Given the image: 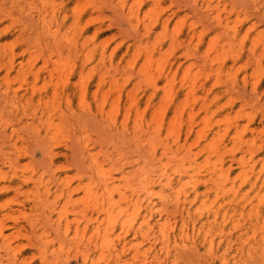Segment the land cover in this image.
I'll use <instances>...</instances> for the list:
<instances>
[{"label":"rangeland","instance_id":"rangeland-1","mask_svg":"<svg viewBox=\"0 0 264 264\" xmlns=\"http://www.w3.org/2000/svg\"><path fill=\"white\" fill-rule=\"evenodd\" d=\"M19 1L14 6L9 0H0V76L5 78L11 72L9 75H12V80L8 88L10 96H14L10 98L8 108H4V114L5 119L13 122L12 130H18L10 143L15 166L0 168V176L8 173L13 181L12 189L0 195V223L9 226L7 232L12 235L14 246H31L32 242L36 247L23 249L17 260L3 254L0 264H83V253L71 244H65L63 249L61 235L51 226L54 224L51 218L55 205L60 207L70 200L68 197L58 203L54 175L71 180L74 186L78 185L79 159L72 151L76 149L80 152V146L86 140H89L95 152H100L102 158H108L107 164L118 178L122 177L124 169L128 172L139 166H146L145 163L152 153L150 151L154 147H157L160 158L164 143L173 145L169 129L175 123L171 121L175 119L178 110L184 111L181 133L183 142L187 140L188 126L191 122L195 124L187 148L192 145L194 152L203 150L199 162L205 163L211 148L217 152V156L213 154L207 168L202 169L198 183L200 190L204 192L207 186L213 187L215 183L223 181L215 174L212 179L215 165L220 162L225 165V169L230 168L227 188L237 186L245 191L250 189L251 179L255 177L249 173L251 165L256 163V172L264 167V18L259 15V8L254 6L255 0H202V15L195 10L193 0H144L139 16L142 21L141 28L144 29L145 25L152 26V42L163 41L164 52L172 48L176 35L187 36L194 30L197 34H202L200 57L188 61L183 55V47L175 48L177 65L184 64L174 78L171 75L170 83L168 78L158 77L159 89L154 103L150 106L147 100L153 87L145 75L140 73L145 58L140 57L138 64L133 66L130 63L132 55H127L126 52L134 34L129 22L121 15V9L116 5L120 0H48V5L54 3L60 13L68 11L67 25L62 27L63 34L74 23L77 15L83 13L78 33L85 28L87 36L92 37L101 28L97 41L99 48L107 43L110 48L120 43L123 45V51L121 50L122 53L120 52L114 63L109 59L104 63L100 62L97 53L87 64L84 74H81L86 55L68 53L66 39L61 40L64 54L60 64V76L56 80L58 85L43 75L38 79L35 77L38 71L44 72L42 57H39L34 69L28 66L25 75L18 74L17 70L11 71L12 56H17L14 60L18 64L23 59L21 52L27 45V41H18L20 28L30 25L29 33L32 37L29 43L33 45L34 51L46 49V42H43L42 47L37 43L39 39H36L42 32L41 25L34 21L29 5ZM133 3L134 0H128L127 8ZM9 10L13 12L16 20L12 21L11 16H5ZM165 19H170L167 28L164 27ZM36 44L39 48H36ZM154 64L151 70L157 75V63ZM191 65L193 66L187 74ZM71 66L74 67V72L69 70ZM52 68L50 64L49 70ZM69 73L72 74L71 85H64L61 77ZM82 76L88 77L89 85H79ZM3 77H0L2 81ZM101 78L104 82L98 85ZM192 80L202 85L196 92L200 97L198 102L194 101V95L189 94V83ZM255 85H258L257 90L254 89ZM1 88L4 91L6 87L2 85ZM167 93L174 95L176 100L175 104H168L169 107L165 108V125L158 136L154 129L160 116L162 99ZM133 98L139 104L133 103ZM53 104H58L60 108L57 109L56 106L54 113L51 111ZM102 104H105V117L98 108ZM89 107L93 109L94 115L90 114ZM61 108L62 111L58 112ZM23 110H26L27 116V113L32 115L29 114L26 119L25 113L22 114ZM141 111L145 112V121L151 125L142 131L136 128V119ZM127 113L130 114L125 121ZM113 115L118 116V126L115 127L109 124V117ZM21 116H24L22 120ZM29 117L35 123L28 122ZM49 123L53 124L52 128L61 129L56 142L46 136V125ZM12 143H17L16 147ZM51 150H54V162L48 166L51 162ZM168 157L164 158L165 162ZM241 159L245 160L244 164L240 163ZM140 161L142 162L139 163ZM171 164L173 171L179 165L177 161H172ZM25 177H32L34 180L26 182ZM2 187L3 184L0 183V189ZM85 195V191L75 193L74 203H67L65 213L72 221L71 239H67L68 241L74 238L77 226L81 230L78 236L80 239L85 226H88L89 236L94 232L96 223L90 219L93 216L96 218L98 213L81 211ZM216 197V191L212 190L211 200ZM114 200L116 211L122 212L117 216L113 243L119 245L118 249L128 243V250L121 253V250L112 252L109 247H104V252L95 249L87 264H173L171 260L176 264L212 262L208 247L202 242L203 238L194 235L193 230L189 231L188 238L181 239L179 233L182 223L180 215L175 213L173 202L164 205L157 199L158 207L163 210L151 213L145 209L148 202L141 211H137L136 200L125 199L120 192L114 193ZM210 203L202 206V218L208 215ZM200 205H195L194 210L200 208ZM222 220L220 217L219 223ZM168 221L175 225L173 240L178 239L179 243L185 240L186 244L191 245L195 236L198 240L197 253L187 251L190 245L185 250L173 247L171 260L166 258L164 249H161L165 240L162 227ZM219 226L221 225H216L211 230L216 239L217 248L212 256L216 264H220V256L224 252V243L220 245V249L218 246L222 239ZM232 226L231 220L226 223L227 234ZM120 234L122 235L118 237ZM45 242L50 248L42 251L39 244ZM234 254L232 251L228 252L229 264L252 263L248 257H239L240 260H236Z\"/></svg>","mask_w":264,"mask_h":264},{"label":"bare ground","instance_id":"bare-ground-1","mask_svg":"<svg viewBox=\"0 0 264 264\" xmlns=\"http://www.w3.org/2000/svg\"><path fill=\"white\" fill-rule=\"evenodd\" d=\"M9 1L13 3L14 6L20 2L19 0ZM21 1L26 3V5H29L30 9L33 11L32 16L34 21L41 25L42 32L36 37V39H39V42L37 43L41 44L42 47L43 42L45 41L46 49L41 51H39L40 49L35 51L33 50V45L29 43V39L32 37L29 33V30L31 29L29 28L30 25L24 24L25 26L20 28L18 33V41H27V45L25 46L26 49L24 48V50H22L21 57L23 59L18 64V61L16 62L14 60L16 55L12 56L11 71L17 70L18 72H16L18 74L25 75L28 71V66L34 69V65L37 63L39 57H42L44 60V72L43 70L38 71L35 74V77L38 79L41 77V75H43L47 79H50L51 82H54L55 85H58L56 80L60 76V64L62 63V55L64 54V45L61 44V40L63 39H66L67 43L65 46L68 53H82L86 55V60L82 66L81 74H84L87 64L92 61L97 53L100 56V62L103 63L107 59H109L111 63H114L115 59L119 57L123 46L121 43L112 48L108 47V43L100 46V48L97 45L101 28L97 29L92 37L87 36L88 32L85 31V28H83L82 31L78 33V28L81 26L83 21V13H79L77 15L74 23L69 27L66 33L63 34L62 27L64 28L67 25L68 11L64 10L62 13H60L54 3H52L51 6L48 5L50 0ZM193 1L195 10L202 15V0ZM39 2H41V4ZM127 4L128 0H120L118 3H116V5L121 9L120 12L124 20H127L133 29L132 34H134V36L131 37V40L127 45L126 52L127 55H132V60L130 63L133 66L138 64L137 62L139 61L140 57L145 58V60L143 59L144 63L142 64L140 73L145 75L146 79L150 81V85L153 87L152 94L147 100L148 106H150L154 103L156 93L159 89L158 77L164 76L166 79L168 78L170 80L171 75H174L172 76V78H174L184 64L181 63L177 65V56L174 54L175 48L183 47V55L188 61L192 58L196 59L200 57L202 34H197V31L194 30L187 36L176 35L173 38L172 48L169 51L164 52L163 50L165 44H163V41L157 40L156 42H152V26L145 25L144 29L141 28L142 21L139 16L141 7L144 5V0H134V3L129 9L127 8ZM254 6L259 8V15L264 18V0H255ZM5 16H11L12 21L13 19L16 20L14 17L15 15L11 10L6 12ZM169 21L170 19L164 20V27H168ZM36 48H39V45L36 44ZM11 53L13 54V52ZM28 55H30L29 59ZM9 57L8 59L10 60L11 57ZM154 63H157L156 69L159 71V74H157L158 76L152 73L151 70L155 65ZM50 64H52V70H49ZM192 66L193 65L188 68L189 70H187V74L189 73ZM69 70L74 72V67L71 66ZM9 74L5 75V78L0 76L4 78L3 81L0 79V142H2V145H0L1 169L5 167L13 168L15 166L12 157V145L10 143L12 142V137L14 136V133L17 129L12 130L13 122H11L9 119H5L4 114V108H6L10 103V98L12 99V97H14L13 95L10 96V91L8 88V85H11L12 80V75L10 77ZM71 75L72 74L69 73L61 77L64 85H71ZM103 82L104 79L101 78L98 82V85H102ZM170 82L171 80L169 83ZM2 85H5L6 87L4 91H2ZM79 85H89L88 77L82 76ZM199 88H202V85H199L198 81L192 80L189 83V94L194 95L195 102H198L200 99V97L196 95V92ZM254 89L257 90L258 85H255ZM85 93L86 88L84 89V95ZM16 96L15 99H17ZM55 96L57 97V92L55 93ZM175 100L176 99L174 95L171 93H167L162 99V105L159 108L160 116L157 126L154 129L158 136L165 125V113L167 112L165 108L167 109L171 103L175 104ZM12 101L15 100L13 99ZM16 101L17 103L19 102L18 99ZM132 101L135 104H139L136 98H133ZM68 102L70 101L68 100ZM163 105H166V107ZM54 106L55 104H53L52 110L50 109L53 113L55 110L60 109L58 104H56L58 107L57 109L56 106ZM98 108L100 110L99 112H101L103 117H105V104H102V106H99ZM89 109L90 114L94 115L93 109L90 107ZM59 111H62V108L61 110H58V112ZM24 113L26 115V110L25 112L23 110L22 114ZM144 113V111L139 112L136 119V128L140 131L151 127V125L145 121ZM183 113L184 111L180 112V110H178L175 119L171 121L175 122L169 129V132L173 138V145L164 143L162 156L160 158H158L157 147H154L153 150L150 151L152 153L148 157V162L145 163L146 166H139L137 169L128 172H126V169H124L122 170L121 178H118L112 173V168H110L107 164L108 158H102L100 152H95L94 147L91 146L92 144L89 142V140H86L82 143L79 149L80 152H78L76 149L72 151L75 157L79 159L78 176L80 180L78 185L74 186L71 184V180L64 179L61 176L58 177L57 174L54 175V183H56L57 187L56 198L58 199V203H62V199L64 200L70 197V200L61 204L60 207L55 205L51 218V220L54 221V224H51V226L62 237L61 247L63 249L65 244L76 246V248H78V250L84 255L83 264H87L91 258V252H95V249L99 250L100 252H104V247H109L112 248V252L121 250V253H126L128 250V243H125L122 246V249H118L119 245L113 243L112 239V236L115 232L116 223L118 222L117 216H119L122 212L119 210L116 211L114 193L120 192V194H122L125 199L133 198V201L136 200L135 206L137 211H141L145 207L146 202H148V204L146 205L145 209L148 212L153 213L162 211L163 209L158 207V201H156L157 199L160 200L164 205L168 204L169 202H173L175 204V213L180 215V222L182 223L179 233L182 236L181 239L183 240L184 238H188L190 236V230H193L194 235L197 234L198 236L202 237V242L208 247L207 251L211 255L210 259H212V262L210 260L209 264H216L215 259L212 257L215 255L214 253L217 248L216 239L212 236L211 230L219 224L221 225L219 227L222 237L218 244L219 249L221 248L220 245L224 243V252L220 256V264H229V251L235 253L233 257H235L236 260H240L238 259L239 257H241V259L248 257L252 261L251 264H264V167L262 166V168L256 172V163L251 165V170L249 173L251 172L255 177L251 179L250 189L245 191L244 188L237 186L227 188L226 183L229 179L230 168L225 169V165L220 162L215 165L214 171L212 173V179L214 178L215 174L223 179V181L218 184L215 183V187L207 186L206 191L202 192L198 187L202 169L207 168L206 166H208L210 161L213 159V154L217 156V152L216 149L214 150L211 148L210 153L208 152L209 156L207 157L205 163L202 164L199 162L203 150L194 152L192 145L187 148L190 138L189 136L195 129L194 122H191L187 128V140L183 142L181 139ZM27 114L29 116L30 113ZM129 114L130 113H127L125 121L128 120ZM35 115L34 117H36ZM42 115L44 114L42 113ZM21 117L22 120L24 116ZM34 117L32 116V118ZM52 117L53 116H51V118ZM32 118H30L28 122H34ZM41 118L43 119V116ZM31 124L32 123L29 125ZM109 124L113 127L118 126V116H110ZM52 125L53 124L51 123L46 125L48 126L46 136L48 138L50 137L52 141L54 140L56 142V138L60 134L61 129L58 127L52 128ZM125 126L126 123H124V127ZM16 133L18 134V130ZM40 136L41 134L38 132V137ZM16 144H13L14 147H16ZM185 153H187V156H185ZM49 156L51 162H49L48 166L54 162V150H51ZM167 156H169L168 161L165 162L164 158ZM172 161H177L179 163V165L176 166V170L174 171L171 168ZM141 162L142 161L139 163ZM240 163L244 164L245 160L241 159ZM30 180L34 179L32 177H25L26 182H29ZM0 183L1 185L3 184V187L0 189V195L8 193L12 189L11 186L13 181L8 173L0 176ZM48 185L49 184H47V186ZM212 190L216 191L217 193L215 200H211L210 198ZM80 191H85L86 194L81 211L84 213H91V211L97 212L98 216L96 218L93 216L90 219L96 223L94 232L90 236L88 234V226H85L81 239L78 238L81 230L80 226H77L74 238H72L71 241H68L67 239H71L70 235L72 233V221H70L68 214L65 213L66 209L68 208L67 203H74V194L79 193ZM207 202H211L208 206L209 212L206 217L202 218V212L200 211L202 206L206 205ZM198 203L201 204V207L197 210H194V206ZM55 212H57L56 220L54 216ZM169 216H171V214H169ZM220 217L223 219L221 223H219ZM230 220L232 221L233 226L227 234L225 225ZM8 227L9 226L5 225L3 222L0 223V257L1 255L5 254L17 260L20 257V253L23 251V249L32 246L36 247V245L32 242H30L31 246H14L12 235L8 234L7 232ZM162 231L165 240L164 247L161 249H164L163 251H165L167 259L171 260L173 256V247L176 249L180 247L185 250L190 245L186 244L184 242L185 240L181 241L182 243H179L178 239L173 240L175 225H172V223L169 221L164 223ZM121 235L122 234L118 235V237ZM193 237L194 240H192L190 248L187 249V251L189 252V250H191V253H197L199 250L197 244L198 240L195 239V236ZM39 247L42 251H46L50 248V245L45 242L43 244H39ZM171 261L173 264H176L174 260Z\"/></svg>","mask_w":264,"mask_h":264}]
</instances>
